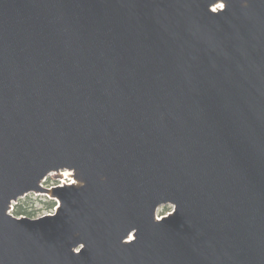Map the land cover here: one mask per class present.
<instances>
[{
    "label": "water",
    "instance_id": "95a60500",
    "mask_svg": "<svg viewBox=\"0 0 264 264\" xmlns=\"http://www.w3.org/2000/svg\"><path fill=\"white\" fill-rule=\"evenodd\" d=\"M0 264H264V0H0Z\"/></svg>",
    "mask_w": 264,
    "mask_h": 264
},
{
    "label": "trees",
    "instance_id": "16d2710c",
    "mask_svg": "<svg viewBox=\"0 0 264 264\" xmlns=\"http://www.w3.org/2000/svg\"><path fill=\"white\" fill-rule=\"evenodd\" d=\"M47 200L48 199L40 200L39 202L43 204V208H52V206L55 204V201L50 200L47 202ZM35 203H36V199H34L31 196H27L24 200H20V202L16 204L14 213L16 215L25 214V215L33 217L35 216L37 211L40 209V208H37V206H35Z\"/></svg>",
    "mask_w": 264,
    "mask_h": 264
},
{
    "label": "built area",
    "instance_id": "2783aa9c",
    "mask_svg": "<svg viewBox=\"0 0 264 264\" xmlns=\"http://www.w3.org/2000/svg\"><path fill=\"white\" fill-rule=\"evenodd\" d=\"M66 174L62 178H58L56 182H52L51 184H47L48 186H59V185H64V184H71L74 182V178L70 175L69 171L65 172ZM57 206L54 208H42L41 206L39 208H42L39 211V216L43 214H49V213H54L55 209ZM14 209V207H13Z\"/></svg>",
    "mask_w": 264,
    "mask_h": 264
},
{
    "label": "rangeland",
    "instance_id": "374dc122",
    "mask_svg": "<svg viewBox=\"0 0 264 264\" xmlns=\"http://www.w3.org/2000/svg\"><path fill=\"white\" fill-rule=\"evenodd\" d=\"M24 200V199H22ZM50 201L49 199L47 200V202ZM45 205V204H44ZM39 206V205H38ZM39 208V207H37ZM42 208L39 209V211L41 210ZM173 210V206L170 205V204H167V205H162L159 209H158V215H162V214H166L170 211ZM39 212L37 211V213L35 215H38Z\"/></svg>",
    "mask_w": 264,
    "mask_h": 264
},
{
    "label": "flooded vegetation",
    "instance_id": "af4514ba",
    "mask_svg": "<svg viewBox=\"0 0 264 264\" xmlns=\"http://www.w3.org/2000/svg\"><path fill=\"white\" fill-rule=\"evenodd\" d=\"M52 180V178H50Z\"/></svg>",
    "mask_w": 264,
    "mask_h": 264
}]
</instances>
